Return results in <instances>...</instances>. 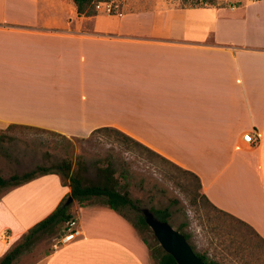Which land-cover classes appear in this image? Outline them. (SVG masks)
<instances>
[{"label":"crops","instance_id":"crops-1","mask_svg":"<svg viewBox=\"0 0 264 264\" xmlns=\"http://www.w3.org/2000/svg\"><path fill=\"white\" fill-rule=\"evenodd\" d=\"M124 8L86 17L72 0H0V130L115 128L198 176L216 208L264 240V0ZM70 192L54 174L0 192V261ZM71 213L80 235L56 237L32 264H153L108 206Z\"/></svg>","mask_w":264,"mask_h":264},{"label":"rangeland","instance_id":"rangeland-1","mask_svg":"<svg viewBox=\"0 0 264 264\" xmlns=\"http://www.w3.org/2000/svg\"><path fill=\"white\" fill-rule=\"evenodd\" d=\"M125 2H107L113 4L112 15L122 13ZM196 2L181 0V6H198ZM99 6L105 7L103 3ZM64 161L72 164L71 174H76L83 165L86 170L81 171L80 176L92 183L102 180L101 168L112 162L117 168L115 177L119 180V189L129 191L141 213L148 218V214H153L152 209L168 208L171 212L169 224L190 235V243L197 253L207 254L220 264H264V241L201 198L191 176L148 152L125 149L115 134L103 132L84 140L67 139L26 127L0 130V174L5 178L21 175L38 165L51 166ZM88 203H99V200ZM79 205L76 202L71 212ZM124 212L130 220L136 221L135 211L125 209ZM65 226L53 235H41L30 250L21 254L18 263L32 264L44 257L47 249L58 243L55 238L60 237V240L67 233ZM151 231L142 235L153 244ZM20 243L21 240L10 251Z\"/></svg>","mask_w":264,"mask_h":264},{"label":"trees","instance_id":"trees-1","mask_svg":"<svg viewBox=\"0 0 264 264\" xmlns=\"http://www.w3.org/2000/svg\"><path fill=\"white\" fill-rule=\"evenodd\" d=\"M77 8V13L79 16L92 17L98 14L97 6L99 3L110 2L111 0H72ZM198 6H205V4L216 5V0H197ZM200 4V5H199ZM195 7V6H194ZM14 128V127H9ZM7 128V129H9ZM30 129L42 130L59 137H63L60 134L40 128L26 127ZM103 132H109L115 134L117 141L125 146V149L133 151L134 149H140L145 152L150 153L161 158L166 163H171L179 171L191 176L196 182V190L198 195L203 198L210 206L216 209L219 213L226 215L231 218L235 223L245 226L255 233L259 238H261L257 232L249 226L247 223L241 221L240 219L216 208L207 198V196L202 191V185L200 179L195 174L184 170L183 168L173 164L166 158L160 156L156 152L152 151L142 143L136 141L130 136L124 134L123 132L115 128H100L95 130L91 137L101 134ZM83 138L84 140L90 139ZM66 138V137H63ZM86 170L83 165H80L78 172L76 174H71L72 164L69 161H64L57 165H38L34 170L24 173L22 175H12L10 178H5L0 174V192L6 191L21 185H24L32 180H35L41 176L45 175H59L62 179V183L65 186H69L71 192L69 196L63 199L59 206L50 214L47 218L33 226L27 233L21 238V243L17 245L14 249L9 251L0 261V264H14V262L19 259L24 251L30 250L34 244L37 242L41 235H53L56 231L61 230L63 225H67L69 222L74 220V216L71 213V205L67 204L68 198L73 197L74 201H77L81 206L91 202L93 200H99L100 204L106 205L115 212L119 213L125 219H127L133 227L139 233L141 239L148 247L153 264H178L175 258L167 253L154 235V243L151 244L145 237H143V232L151 231V228L147 224L145 216L141 213L140 208L136 206V203L131 198L128 190L121 191L119 189V180L115 177L117 173V168L112 162H109L106 167L101 168L100 173L102 174V180L99 183H92L80 176V172ZM68 180V182H67ZM130 209L137 213L136 221L130 220L125 214L124 210ZM152 213L155 218L161 222L169 223L171 217V212L168 208L166 209H152ZM68 230V226H65L64 231ZM152 232V231H151ZM189 244L194 249V246L190 243V235L183 233L179 230ZM154 234V233H153ZM262 239V238H261ZM263 240V239H262ZM264 241V240H263ZM195 251V249H194ZM196 252V251H195ZM196 254L204 261L210 264H220L216 260L208 258L207 254Z\"/></svg>","mask_w":264,"mask_h":264},{"label":"water","instance_id":"water-1","mask_svg":"<svg viewBox=\"0 0 264 264\" xmlns=\"http://www.w3.org/2000/svg\"><path fill=\"white\" fill-rule=\"evenodd\" d=\"M73 202V197H69L67 204L71 205ZM145 218L162 248L171 254L178 264H210L204 262L196 254L185 236L172 228L169 223L159 221L151 213L148 214V218Z\"/></svg>","mask_w":264,"mask_h":264},{"label":"built area","instance_id":"built-area-1","mask_svg":"<svg viewBox=\"0 0 264 264\" xmlns=\"http://www.w3.org/2000/svg\"><path fill=\"white\" fill-rule=\"evenodd\" d=\"M100 4L102 3L98 4L97 10L100 7L99 6ZM103 5H105V13L108 15H112L113 14V4L106 2V3H103ZM244 141L246 143L252 144L254 142L253 134L248 133L247 135H245ZM67 226H68L67 234L60 240V243L62 244L73 241L80 235V231L77 227V222L75 220L69 222Z\"/></svg>","mask_w":264,"mask_h":264}]
</instances>
